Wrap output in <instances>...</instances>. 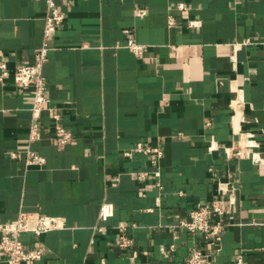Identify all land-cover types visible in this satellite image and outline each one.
I'll use <instances>...</instances> for the list:
<instances>
[{"label":"crops","instance_id":"crops-1","mask_svg":"<svg viewBox=\"0 0 264 264\" xmlns=\"http://www.w3.org/2000/svg\"><path fill=\"white\" fill-rule=\"evenodd\" d=\"M56 2L66 18L43 70L73 140L56 144L46 113L39 138L29 140L32 89L12 73L0 81V221L40 210L67 222L38 237L22 234L28 246L46 249L31 264H186L203 239L181 221L228 181L237 210L213 264H233L237 254L264 264V0ZM137 7L147 14L137 16ZM45 14L46 0H0V62L11 72L35 61ZM127 28L148 45L143 57L124 46ZM235 100H244L242 130L259 142L244 147L249 155L236 153L245 136L233 128ZM139 141L164 148L162 189L132 173L153 169L147 155L124 154ZM28 146L45 156L43 165L12 155ZM104 200L115 214L98 231ZM119 225L129 228L128 247ZM0 264H8L1 252Z\"/></svg>","mask_w":264,"mask_h":264},{"label":"built area","instance_id":"built-area-1","mask_svg":"<svg viewBox=\"0 0 264 264\" xmlns=\"http://www.w3.org/2000/svg\"><path fill=\"white\" fill-rule=\"evenodd\" d=\"M177 9L181 13H188L190 8L185 2H180ZM137 16H145L147 9L137 7L135 9ZM66 13L57 4L56 0H46V14L44 25L43 41L35 54V61L31 64H21L11 72L7 62H0V81H4L10 74H13V81L23 88L32 89V103L30 106L31 125L29 130V140L39 138L41 134V119L44 113L49 116L50 130L53 141L59 146H65L73 140V132L63 125L62 115L58 107L51 103L47 94L48 81L44 74V64L49 58V40L53 32L65 21ZM169 23L175 24V18L170 15ZM193 25L198 21H192ZM126 42L124 46L137 56L143 57L148 50V45L139 42L130 29H125ZM244 100H235L232 102L234 109L233 128L234 131L245 136L240 139L241 145L237 146L236 153L239 156L249 155L250 151L244 150L247 146H258L259 142L252 131H243L241 126L244 117L238 115V110L243 107ZM215 142V139H213ZM232 148H226L230 153ZM21 152L24 155L26 166L43 165L46 162L45 156L28 146L22 151H13L12 155L17 156ZM140 153L148 156L153 165V169L133 171L140 180L148 177L155 179V186L163 188L161 182V161L164 156V148L161 144H145L142 141L130 150L124 152L127 156ZM236 186L232 181L221 182L217 191L214 193L211 202H198L189 210V218L182 220L181 224L194 236L202 237V243L195 242L190 250L186 264H213L217 254L222 249V233L225 227L233 224L234 214L237 210V199L235 197ZM115 214V205L113 202L104 200L99 211L100 224L96 226L98 231L106 227L108 220ZM67 227L64 217L49 215L40 210L27 211L21 210L18 216L12 220L0 221V252L8 264H31L40 260L46 253L45 247L40 245L28 246L22 239L23 233H32L35 236L55 229ZM120 245L128 247L132 242L129 228L126 225H119ZM174 248L161 247L163 253L168 254ZM233 264H248L242 254H237Z\"/></svg>","mask_w":264,"mask_h":264}]
</instances>
